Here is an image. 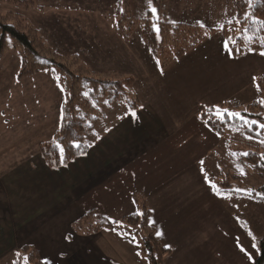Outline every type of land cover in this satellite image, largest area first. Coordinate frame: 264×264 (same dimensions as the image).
Listing matches in <instances>:
<instances>
[{
	"label": "rangeland",
	"instance_id": "374dc122",
	"mask_svg": "<svg viewBox=\"0 0 264 264\" xmlns=\"http://www.w3.org/2000/svg\"><path fill=\"white\" fill-rule=\"evenodd\" d=\"M234 1L0 0L4 23L30 28L55 54L33 57L4 37L0 177L33 155V147V163L52 169L40 148L53 142H42L50 133L43 134L55 127L58 133L64 107L70 117L84 114L92 130L83 143L91 145L115 132L126 113L153 108L164 140L79 196L83 212L72 229L91 235L115 224L138 240L146 262L139 228L124 225L146 212L155 237L171 251L162 264H252L264 236V128L258 127L264 124V55H233L225 47L240 32ZM224 118L235 127L216 132L206 123ZM251 127L255 136L246 133ZM25 183L5 184L0 197H31L19 188Z\"/></svg>",
	"mask_w": 264,
	"mask_h": 264
},
{
	"label": "crops",
	"instance_id": "0c3cea01",
	"mask_svg": "<svg viewBox=\"0 0 264 264\" xmlns=\"http://www.w3.org/2000/svg\"><path fill=\"white\" fill-rule=\"evenodd\" d=\"M159 118L153 108L147 107L126 113L115 132L106 133L84 155L58 169L33 163L38 157L37 150L29 149L33 155L9 169L0 183V188L11 183L8 188L12 189L26 181L27 185L19 188L31 195L24 198L20 195L16 202L0 197V264H14L23 245L35 248L42 264H149L148 259L146 262L141 259L138 240L115 224L88 235L74 232L72 220L83 212L79 196L164 140V125ZM51 130L43 134L50 133L42 142L52 140L57 127ZM40 143L41 137H34L33 144ZM22 176L25 177L21 182L15 181ZM189 205L186 207L193 206ZM71 206L78 210L66 212ZM197 206L192 212H197L198 217L201 205ZM153 232L155 236L154 229Z\"/></svg>",
	"mask_w": 264,
	"mask_h": 264
},
{
	"label": "trees",
	"instance_id": "16d2710c",
	"mask_svg": "<svg viewBox=\"0 0 264 264\" xmlns=\"http://www.w3.org/2000/svg\"><path fill=\"white\" fill-rule=\"evenodd\" d=\"M153 1L155 2L156 0ZM159 1L161 2L162 0ZM234 9L236 12L235 20L239 24L240 32L233 41L228 40L227 45L230 52L233 55H238L241 52H264V47L261 46L262 41L258 42L259 37L264 36V0H253L252 6L248 5L247 0H235ZM3 20L0 19V46L4 37L8 36L21 46L25 53L33 57H40L42 54L47 57L55 56L53 52L44 49L36 41L33 30L24 27L20 23L9 24L4 23ZM254 20L256 21L255 23L253 22ZM83 82L85 83L86 81ZM76 105L79 106V103ZM62 113L65 119L61 123L58 133L54 136L53 142L40 148L41 157L52 169H58L66 165L69 161L84 155L89 149V147L81 149L75 147L77 143L84 144L85 136L92 130L91 125L83 123L85 120L84 114L78 113L70 117L71 114L69 116L66 114L65 107L62 109ZM225 118L219 123L213 122L211 119L206 120V123L216 132L219 129L221 131L226 126L235 127L233 122ZM246 133L255 136L253 127L247 129ZM61 152L63 153V163L61 162ZM147 220L148 215L145 212L142 219H138L135 215L124 219L126 222L124 225L137 226L139 228L141 243L147 251L149 264H162L163 257L169 250L157 242L153 229L149 226ZM76 225L74 224L75 227ZM24 262L27 264H42L37 258L36 252L28 247H22L18 250L14 264H24ZM252 264H264V236L259 242L258 254Z\"/></svg>",
	"mask_w": 264,
	"mask_h": 264
},
{
	"label": "snow or ice",
	"instance_id": "6c2138e0",
	"mask_svg": "<svg viewBox=\"0 0 264 264\" xmlns=\"http://www.w3.org/2000/svg\"><path fill=\"white\" fill-rule=\"evenodd\" d=\"M148 3H149V5H151V0H148ZM247 3H248L249 6H252L253 0H247ZM150 11H151V14L152 15H155L157 10L153 7V8H150ZM253 22L255 23L256 21L254 20ZM228 23H231V21L229 20ZM201 27H203V25H201ZM221 27H223V26H221ZM153 28H156V25H153ZM261 46L264 47V40H262ZM225 47H227V44H225ZM261 55H264V52H261ZM260 103L264 104V101H260ZM224 111L227 112L228 110L225 109ZM215 113H216L217 117H221L223 115V113L219 109H216L215 110ZM131 115L134 116L135 113L132 112ZM230 115L237 116L238 117L240 114L239 113H230ZM244 122H245V124H249V123L250 124H257V121H251V122H249V121L245 120ZM258 127L264 128V124H259ZM106 131H107V129H106ZM93 135H97L98 136V134H96V133H93ZM91 146L92 145L91 144H88V143H84V144L77 143V144H75V147L77 149L87 148V147H91ZM261 158L264 159V156H262ZM61 162L63 163V153L62 152H61ZM211 186L214 189H216V192L219 195L220 194L219 193V189L216 188V185L215 184H212ZM238 191H242V190H238ZM249 234L251 235V233H249ZM253 247H257V245L254 244ZM241 250L243 251V249H241ZM25 259H27V258H25ZM249 259H251V256H249Z\"/></svg>",
	"mask_w": 264,
	"mask_h": 264
}]
</instances>
